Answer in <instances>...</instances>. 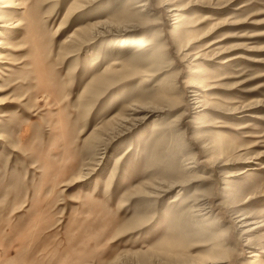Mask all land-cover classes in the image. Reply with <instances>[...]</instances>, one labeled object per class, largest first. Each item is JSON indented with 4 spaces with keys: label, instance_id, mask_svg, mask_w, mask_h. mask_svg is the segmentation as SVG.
Segmentation results:
<instances>
[{
    "label": "rangeland",
    "instance_id": "rangeland-1",
    "mask_svg": "<svg viewBox=\"0 0 264 264\" xmlns=\"http://www.w3.org/2000/svg\"><path fill=\"white\" fill-rule=\"evenodd\" d=\"M6 1L0 264H264V0Z\"/></svg>",
    "mask_w": 264,
    "mask_h": 264
},
{
    "label": "bare ground",
    "instance_id": "bare-ground-1",
    "mask_svg": "<svg viewBox=\"0 0 264 264\" xmlns=\"http://www.w3.org/2000/svg\"><path fill=\"white\" fill-rule=\"evenodd\" d=\"M146 5V2H141L139 5H138V7H144ZM12 6H14V4H13V1H6L5 2V4H3L0 8H9V7H12ZM4 15V14H3ZM18 25V24H17ZM16 25V26H17ZM97 80V79H96ZM107 82V77H104V75H103V77L102 78H100L99 80H97L96 81V83H94L95 85H97V86H100V85H103V84H105ZM100 93V92H99ZM193 166V165H192ZM192 166L191 167H189V168H192ZM84 176V174L83 175H81V176H79L78 178L79 179H81L82 177ZM202 207H204V205L202 206ZM200 210H202V209H200ZM252 255L254 256V255H256L255 253H252Z\"/></svg>",
    "mask_w": 264,
    "mask_h": 264
}]
</instances>
